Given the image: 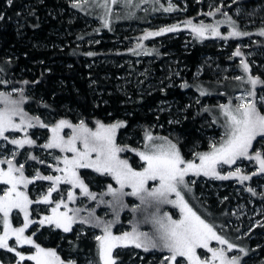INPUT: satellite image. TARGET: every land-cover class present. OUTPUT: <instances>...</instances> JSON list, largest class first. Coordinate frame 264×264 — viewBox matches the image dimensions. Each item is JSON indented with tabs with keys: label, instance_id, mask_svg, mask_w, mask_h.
<instances>
[{
	"label": "snow or ice",
	"instance_id": "snow-or-ice-1",
	"mask_svg": "<svg viewBox=\"0 0 264 264\" xmlns=\"http://www.w3.org/2000/svg\"><path fill=\"white\" fill-rule=\"evenodd\" d=\"M11 5L13 0H7ZM88 2V0H84ZM119 0H111L112 4H117ZM80 0L73 3V7H80ZM107 11V0L102 5ZM174 5L169 0L168 7L163 11L170 12ZM216 11H220L219 8ZM214 12H208L206 15L212 16ZM227 16V13H222ZM4 17L0 15V20ZM229 24L234 26V21L229 18ZM219 23V22H218ZM186 24L192 27L193 32L201 38L206 31L211 29L213 36H220L218 25H193L191 21ZM104 26H108L107 20ZM178 25L161 28L156 32L147 33L142 39L147 40L151 36H161L166 32H175ZM264 35V29L259 33ZM233 37L248 35L234 30L229 34ZM227 39L228 37H222ZM134 51V50H133ZM151 54V53H146ZM92 56L94 53H87ZM234 56H240L241 52L237 49ZM243 70L248 73L249 65L241 61ZM2 71V69H0ZM178 74V73H177ZM244 83L250 85L244 94L237 97L240 103L233 105L229 100L227 104H220L218 107L225 117L221 127L224 129L219 144L212 143L208 152H194L193 160H186L183 156L178 143H174L168 137L154 136L149 130L144 133L143 150L131 148L127 145L120 146L117 143V130L126 127L125 121L106 124L100 120L95 121V128H91L84 120L73 124L67 119H60L55 124L49 125L41 121L39 116L30 117L24 110L23 104L26 103L27 97L24 96L23 89H12L10 92H0V140L15 145L20 149L27 146H36L35 140L25 135L24 138H9L5 133L19 132L27 128H46L51 135L48 141L40 145L44 149H59L61 153H71V156L54 157L57 164L62 163L63 167H56L55 171L63 173L62 176L41 175L37 171L36 175L29 179L24 175V165L16 166L12 159L0 160V164H7V170L0 168V185L6 187L0 189V214H2L3 233L0 234V249H6L8 252H14L19 258L17 264L21 262L33 261L34 264H76L75 260H63L55 249L44 248L36 243L33 236L25 235V231L30 225L39 227L48 226L50 228L61 229L68 233L73 231V225L76 223L87 224L94 228H99L101 235H96L94 239L98 242L97 256L98 260L90 261L89 264H117V257L113 255L117 248L134 247L142 249L144 252L156 250L166 252L161 258V264H240V257H229L227 252L232 251L237 246L223 236L217 233L214 224L202 218L190 206L185 199L184 192H191L190 184L195 181H188L185 178L192 174L206 177H213L220 180H227L232 177H238L241 182L249 180L248 175H240V169L226 175L217 171L220 165H233L237 160L249 159L255 160L259 164V171L264 173V155L261 152L252 154L253 142L257 138L264 139V112L258 105L264 104V96L257 99L255 89L258 85L264 87V80L251 75L244 77H235ZM7 81L0 80V84H6ZM28 84V81H24ZM182 87H188L185 83ZM20 93L16 98L13 93ZM200 95H207L204 90ZM249 97L251 99H249ZM47 107V105H45ZM18 121V122H17ZM214 123L216 121H213ZM172 123V121H170ZM64 129H69L70 134L64 133ZM159 141V143H157ZM131 151L134 152L142 162L139 169L132 166L128 159L122 158L120 153ZM13 159L17 155L12 153ZM29 159L37 160L35 156H29ZM198 159L199 163L196 162ZM44 163V161H38ZM52 167V165H48ZM81 169H91L102 176H110L118 188L112 184L107 185V191L101 196L110 195L112 200L105 201L102 198L99 204H105L118 215V210L126 207L123 204L122 197L135 196L141 204L147 205L154 209L150 213V220L154 225L155 231L152 235L147 232H141L138 227L134 226L131 231H125L120 235L112 232L113 222L103 221L95 215L94 211H89L85 217L80 216L82 209L69 208L64 199L53 201L52 193L58 191V185L61 183L71 185L73 189L78 188L81 194L92 201H97V194L89 190L88 184L81 177ZM256 173H253L255 175ZM34 180L51 181L48 191L42 198L37 200L30 199L27 192L21 190L34 182ZM152 182V184H150ZM129 188L131 191L125 192ZM253 195L255 191L248 189ZM174 194L175 199L169 197ZM73 191L67 192V201L75 202ZM51 215L44 216L39 220L30 219L29 207L32 204H51ZM170 204L180 211V218L174 219L169 213H160V206ZM63 207L65 210L60 211ZM139 205L137 206V208ZM133 208L132 211H136ZM16 215L23 214V224L21 227H13V212ZM71 213V214H70ZM146 218V221L149 219ZM264 226V225H261ZM10 237L15 238L16 245H30L34 251L25 255L17 251L15 245L9 244ZM211 241H216L226 248H215L210 246ZM198 249L206 250L210 256L198 252ZM243 252V249H239Z\"/></svg>",
	"mask_w": 264,
	"mask_h": 264
},
{
	"label": "trees",
	"instance_id": "trees-1",
	"mask_svg": "<svg viewBox=\"0 0 264 264\" xmlns=\"http://www.w3.org/2000/svg\"><path fill=\"white\" fill-rule=\"evenodd\" d=\"M233 5L230 8V13H234L235 7L240 6L245 9L244 11L247 14L254 15L247 21L243 19L244 16L236 17L242 29L245 28L248 21L255 22V26H251V29L254 27V29H264V0H236ZM75 8L73 4H69L66 0H13L11 5L8 4L7 0H0V15L4 17L3 20H0V69H2L0 80L7 81L6 84H0V92L7 93L12 89H23L24 96L28 98L26 103L22 105L24 110L30 117L39 116L42 122L43 119L52 118L54 124L60 119H67L73 124H77L73 117L65 115L70 111L77 112L89 127L96 120L106 124L125 121L126 127L121 128L117 141L122 147L125 145H122L120 139L124 133L133 131L135 135L136 131L138 134L135 136H139L143 141L145 130H151L149 126L163 123L175 135L173 138L178 143L185 158L194 150L196 152H207L208 142L203 133L204 122L209 121L211 123L209 125L219 127L217 122H213L215 119L207 114L209 106L212 105V100L204 104L196 116L194 107L189 105V95L202 100L208 96L200 95L199 89L202 85L209 87L215 82L223 84L226 82L234 83L235 81H215L207 74H203L197 80L194 76L207 58L218 59L220 57V59H223L222 63L227 65L236 64L240 66L241 64L238 65L237 61L243 60L246 62L245 49L236 47L235 43L239 41H231V47L227 51L220 50L212 42L199 43L196 40L189 44L190 48L183 49L182 37L174 38L172 34V38H168L171 40H167L159 46L156 45L152 49L156 54L154 55L155 61H152L149 67V74L152 72L160 74L162 68L166 66V61L169 60V53H171V59L176 62V65L183 68L186 79L183 84L186 83L188 87H182L183 84L178 85L177 83L169 85L166 82L159 88L149 91L130 86L127 89L128 93L125 94L116 86L117 76L128 72H137L136 64L122 62V55L125 52H119L116 48H113L112 44L77 45L76 42L84 39L86 35L82 28L84 27L82 18L71 20V10L84 17ZM223 10H226L225 5L221 6L218 14L222 15ZM62 11H65V13ZM204 11L202 15L186 14L188 19H194L195 21L208 20L206 10L204 9ZM85 18L88 17L85 16ZM102 28H98L100 32L96 35L99 39L110 37L104 33L113 35L112 32H105L106 30L104 29V31ZM115 30L113 33H116ZM246 40L247 36L242 41ZM253 46L264 49V36H257ZM111 48L113 49L111 50ZM237 49L241 52L240 57L233 55ZM135 51L136 54H133L135 56L145 55L142 52L138 54V51ZM89 52L94 53V55H87ZM225 54H228L227 57L224 56ZM135 56H132V58H137ZM105 59H110L109 61L117 59L118 62L116 65H107L105 62H101ZM249 70L248 73L251 76L264 80V74L254 76L251 67ZM24 81L29 83L25 84ZM207 87L201 89L207 93ZM225 88H219L218 91L225 90ZM239 90H236V92ZM255 91L258 95L259 91H264V87L258 85ZM236 92H233V95ZM13 95L19 97L20 93H13ZM161 102L174 103L179 109L183 110V115L175 117V123L169 125L168 114L158 112ZM201 102H204V100ZM188 105L191 109L188 108ZM140 126L142 130L138 129ZM35 128L38 129L39 127ZM31 130L33 128H30L29 131ZM128 146L132 148L131 144H128ZM129 162L133 164V162ZM94 180L98 184L104 181L100 177ZM246 182L243 181L241 186H245ZM219 183V180H216L214 184L218 185ZM92 191L97 194L98 200L101 199L99 198L101 193L98 190ZM228 192L227 189L218 190V199H215L217 197L213 196V192L208 197L205 189L197 186L199 205L202 209L215 207L218 209V214L209 216L208 213L201 212L196 206H193V209L202 218L214 224L219 234L225 236L227 232L229 239L236 242L237 246L244 250V254L241 255L243 264H251L253 260L257 264H264V226H257L250 234L239 238L238 232L232 226H228L232 224L233 220L231 206L234 200V198H230ZM220 199H223V201L219 202ZM253 199L256 204L260 203L261 198L259 196ZM105 201H108V199H105ZM35 205L33 204V206ZM96 214L99 213L96 212ZM41 216V213L32 211L34 220L41 219ZM2 228L3 222L0 217V232ZM87 231L89 232L86 237L77 238L74 230L65 233L61 229L50 228L47 225L41 228L34 224L28 229V235L36 232V235L33 236L36 243L47 249H55L63 260L71 259L75 260L76 264H84L83 260H98V242L89 234L91 230ZM128 250H133L135 254L140 256L153 255L152 250L144 252L142 249L129 247L116 254L117 264L131 258ZM157 254L160 256L164 252H158ZM5 256H7L5 250L0 249V262L4 264L14 263L5 260Z\"/></svg>",
	"mask_w": 264,
	"mask_h": 264
},
{
	"label": "rangeland",
	"instance_id": "rangeland-1",
	"mask_svg": "<svg viewBox=\"0 0 264 264\" xmlns=\"http://www.w3.org/2000/svg\"><path fill=\"white\" fill-rule=\"evenodd\" d=\"M66 1L71 5L76 2V0ZM235 1L236 0H170L171 4L174 5V9L170 12H165L163 11V8L168 7L169 0H119L117 4H112L111 0H107V11L104 7H102V5L105 4L106 0H88V2L80 0L81 6L76 7L75 9L77 12H81L84 17H81L79 14L74 13V10H71V20H76V18H82L84 22V27L82 28L85 32L86 37L84 39H80L79 42H76L77 45H96L101 43L112 44L113 48H116L119 52H125V54L122 55V62H124L125 64H136L137 72H128L124 75L117 76L116 86L120 89L121 92L127 94V89L130 86L137 87L139 90L149 91L154 88H159L166 82L169 85H172L174 83H177L178 85L183 84V82L186 80L185 74L183 73V68L176 65V62L171 59L172 57L171 53L168 52L169 50L167 51L169 53V60L166 61V66L162 68V72L160 74H157L155 72L149 74V67L152 61H155L154 55L156 54L154 53L155 51H153L152 49L155 48L156 45L159 46V44H164L163 42L171 40L168 38H170L172 34L174 35L172 36L174 38H179L180 36L182 37L181 44L183 49L190 48L189 44L193 40H196L199 43L212 42L213 44L217 45L220 50L227 51L231 47V41H239L235 43L236 47L245 49V63L249 65V68L251 67V70L253 71L252 74L254 76L256 74H264V49H260L259 47L253 46L255 45L257 36H264L259 34L262 29H254L255 27L251 29V26H255V22L253 21H248L245 24V28L242 29L236 17H239L240 15L244 16L243 19L247 21L250 19L251 16L254 15L247 14L244 11L245 9L240 6H236L234 9V13H230V8L234 6L233 4L235 3ZM222 5H225L226 10H223V13H227V16L223 14L220 15L218 14V12L220 11H216V9H220ZM204 9L206 10V13L214 12L215 14L212 16L208 15V20L201 19L195 21L194 19H188V15L186 13L193 15H202ZM62 12L65 13V11ZM85 16L88 18H85ZM229 18L234 21V26L229 24ZM105 20H107L108 22L107 27L104 26ZM187 21H191L192 24L196 26H200L201 24L212 26L218 25V31L220 32V36H213L211 34V29H209L205 32L204 37L201 38L199 35H197V33L193 32L192 27L190 25L186 24ZM173 25L179 26L177 31L166 32L161 36H151L147 40L142 39V37H144L149 32H156L159 31L161 28L171 27ZM98 28H102V30L105 29V32H112L111 34L113 35H108V33H104L110 37L101 40L99 39V37H96V35H98V33L100 32V29ZM234 28L236 31L242 33L246 32L248 33V35H242L237 37L229 35L234 30ZM95 30H97V32H95ZM114 30L116 33H113ZM246 36L247 40L242 41ZM222 37L228 38L223 39ZM134 46H136V48H134ZM132 47L133 49H131ZM113 48H111V50ZM135 50L138 51V54L142 52L145 54L144 56L147 57H138L137 55H133L136 54ZM146 53L151 54L147 55ZM227 55L225 54L224 56L227 57ZM132 56H135L137 58H132ZM109 60L110 59H105L101 62H105L107 65H116V63L118 62L117 59H113L112 61ZM222 62L223 59H220V57L218 59H205L203 64L196 71L194 77L198 80V78L201 77L203 74H207V76H210L215 81L234 80L235 82H226L223 84H218V82H215L211 84L212 86L209 87L202 85L199 90L201 91V88L207 87L206 91L208 95L202 99L204 100V102H201L202 100L196 96L189 95V105L194 107V110L196 111V116L199 110L202 109L203 105L207 104L208 101L210 102V100H212V105L209 106L207 114L215 119L217 124H219L220 128L218 126L214 127L209 125L211 124L209 121L204 122L205 126L203 133L208 142L207 152L211 150L210 145L212 143L219 144L221 136L224 132V129L221 127V124L223 123L225 117L222 115L218 106L220 104H227L229 100L232 101L233 105L240 103V101L236 98L244 94V92L250 88L249 84L235 79V77H244L245 79H247V76L250 75L249 73H245V71L243 70L241 61H237L238 65L241 64L240 66H237L236 64L227 65L226 63ZM222 87L226 88L225 90H219V92L218 89ZM238 89L240 90L236 92V90ZM233 92L236 93H234L233 95ZM14 96L16 98H19L16 95ZM260 96H264V91L258 92L257 99H259ZM249 99L251 98L249 97ZM258 107L262 112H264V104H260L258 105ZM188 108H190V106ZM158 112L160 114H168L169 125L175 123V117L183 115L184 113L182 109H179L172 102H161L159 104ZM65 115H70V117H73L76 123H79V121L82 120V117L74 111H70ZM170 121H172V123H170ZM43 122L49 125L54 124L52 123V118L43 119ZM90 127L95 128V123H93V125ZM149 127L151 128L150 132L153 131L151 133L154 136L168 137L174 143H177L173 138L175 137V135L166 124H153L152 127ZM138 129L142 130V127L140 126L138 127ZM29 130L30 128H27L19 132H8L5 133V135H8L10 139H21L24 138L25 135H27L29 138L35 140L36 146L30 147L26 145L23 149H20L15 145L0 140V160L12 159L13 164L16 166L23 164L24 175L29 179H32L36 175L37 171H39L41 175L45 176H62L63 173L55 171V168H62L63 164H57V161L54 157H63L64 155L71 156L72 154L61 153L59 149H44L40 147V145H43L48 141L51 135L48 129L33 128V130L31 131ZM120 130L121 128L117 130V141ZM64 133L70 134V130L64 129V132L62 134ZM135 133V135L138 134L136 131ZM135 135L133 131L124 133V135L121 136L120 142L122 143V145L128 146V144H131L132 148L143 150L145 140L142 141L139 136ZM157 143H159V141H157ZM14 151L17 153V155L13 159L12 153ZM194 152L196 151L194 150L188 155L187 158L189 159H185L193 160ZM251 152L252 154H254L255 152H261V154L264 155V139L258 137L257 141L253 142V149L251 150ZM120 155L122 158L128 159V161L133 162V167L137 169L140 168L142 162L139 160V157L134 152L126 151L120 153ZM29 156H35L37 157V160L29 159ZM38 161H44V163L42 164ZM196 162L199 163L198 159L196 160ZM48 165H52V167H49ZM237 167H239L240 169V175H248L250 177L249 180H246L247 182L245 183V186H241L243 182H241L238 177H232L227 180H220L213 177H206L202 174L200 176H194L192 174H189V176H187L185 179L188 181H195V183L190 184L192 191H185L184 195L185 199L188 201V203L192 205V207H198L201 212L205 211L206 213H208L209 216H216V214H218L217 208L210 207L208 209H202V207L199 205L197 198V186H200L201 188L205 189L206 196L208 197H210L209 194L213 192V196L217 197L215 199H218V190H229L228 194L230 198H234V200L233 205L231 206V217L233 220L232 224H229L228 226H232L233 229L238 232L239 238H241L245 235L247 236L248 234H250L255 227L264 225V173H261L259 171V164L257 161L249 159L237 160L236 164L233 165H220L217 167V171H219L221 174L226 175L229 172L235 171ZM0 168L7 170V164H0ZM79 171L81 177L85 180V183L88 184L89 190L91 192H93L92 190H98L102 194L107 191L108 184H112L114 188L119 187V185H117L110 176H102L98 173H95L91 169H81ZM253 173L256 174L253 175ZM97 177H100L104 181L98 184L97 181L94 180ZM210 179L213 181H208ZM216 180H219L220 182L218 185L214 184ZM51 183V181L46 180H34V182L29 184L27 188H24L23 185H21L20 187L22 191L28 193L30 199L35 201L37 199L42 198V196L47 193ZM150 184H152V182H150ZM4 187L6 186L0 185V189ZM249 188L253 189L256 195H253L252 192L248 190ZM70 190L73 191L76 197L75 202L67 201V192ZM124 191L128 192L131 191V189L125 188ZM258 196L259 198H261V200L259 204H256V201L253 198ZM99 198H102L103 200H112V197L110 195L100 196ZM169 198L175 199V195L172 194ZM51 199L53 201L64 199L68 203L69 208L82 209V211L80 212L81 217L87 216L89 211H94L95 215L98 216L101 220L113 222L112 232L116 235H120L125 231H131L134 226L138 227L139 231L147 232L149 233V235H152L155 231L154 225L149 218L150 213H152L154 209L147 205L141 204L140 200L135 196L122 197L123 204L126 205V207L119 209L118 215L107 205L99 204L98 201L100 199H97V201L94 202L88 197L83 196L78 188L73 189L71 185L63 183L58 185V191L52 193ZM222 201L223 199H220L219 202ZM138 205L139 207L137 208ZM54 206L55 203L36 204L35 206H33L32 204L29 207V211L31 213L30 219H33L32 211L41 213V218L47 215H51V208ZM133 208H137V210L132 211ZM64 210L65 209L63 207L60 208L61 212H63ZM96 212H98L99 214H96ZM164 212L169 213L174 219L180 218L179 209L173 207L170 204H163L160 206L159 215H162ZM0 217L2 219V214H0ZM146 218L149 219L146 221ZM11 219L13 227L22 226V213L17 216L14 210L13 218ZM31 226L32 225H30V227ZM73 230L75 231V236L77 238L86 237L89 232L87 230H91V233L89 234L92 238H94L96 235L102 234L99 228H94L90 225L80 223L74 224ZM216 231L218 233V230ZM2 233L3 228L0 234ZM25 235H28V229L25 231ZM228 235L229 234L226 232L225 237L229 240V242L237 246V243L232 242L229 239ZM9 244L15 245L16 250L23 252L25 255L34 251V249H32L30 245H16L14 237H10ZM210 246L215 248H226L225 245H220L216 241H211ZM239 249L241 248L237 246L232 251L227 252L226 255L229 257H240V264H243V259L241 258V255H243L244 253L241 252ZM4 250L7 254V256H5V260L13 261L14 263L11 264H17L19 258L15 255V253L8 252L6 249ZM124 250L125 248H117L114 250L113 255L116 256L118 252ZM128 252H130L131 258L121 264H161L162 256L167 254L166 252H164L163 255L159 256L157 253L160 251L152 250L151 253H153V255L147 257L145 255L140 256L138 254H135L133 250H128ZM198 252L206 256L211 255L210 253H207L206 250L202 249H198ZM90 261L91 260H83V262H85L84 264H89ZM0 264L4 263L0 262ZM21 264H34V262L25 260L21 262ZM217 264H219V262H217ZM251 264H257V262H254L253 260Z\"/></svg>",
	"mask_w": 264,
	"mask_h": 264
}]
</instances>
